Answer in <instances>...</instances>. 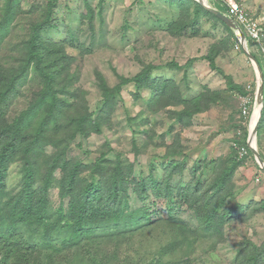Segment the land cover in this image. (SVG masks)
<instances>
[{"label": "rangeland", "instance_id": "374dc122", "mask_svg": "<svg viewBox=\"0 0 264 264\" xmlns=\"http://www.w3.org/2000/svg\"><path fill=\"white\" fill-rule=\"evenodd\" d=\"M51 2L53 0H0V20L7 16V24L0 30V92L10 88L4 85L6 71L13 77H23L11 89L9 99L0 103V129L24 117V138L34 147L35 156L32 157L37 170L32 190L46 189L45 211L54 214L61 206L68 208L73 197H65L67 191L81 193L92 180L105 183L106 176L112 174L121 161L133 168V172L122 173L129 182L128 196L111 195L108 204L133 209L146 205L151 220L140 223L138 228L129 227L128 232L107 225L100 227L97 234L103 240L100 248L105 251L101 255L107 259L113 256L109 264H253L251 261L258 252H262L264 261V171L256 160L250 158L232 179L235 198L219 211L235 205L240 208L231 212L222 234L214 233L213 228L205 227V222L198 219L199 195L196 198V193L186 186L191 180L195 185L198 181L204 184L212 180L213 166L206 163L228 158L232 153V140L239 137V130L235 129H240L239 123L244 120L239 115L240 110L238 112L239 95L236 98L231 94L223 74L245 89L256 88L257 74L253 63L239 49L238 42L231 43L228 51L216 57L217 69H213L207 57L215 55L213 46L229 38V32L213 17L204 15L199 18V32L195 33L194 27L181 33L173 31L172 26L179 21L176 0H58L54 7L53 28L51 22L44 21V13ZM238 2L264 25V0ZM89 9L94 14L93 19L88 17ZM39 22L45 25L39 42L44 44V40L53 37L54 44L59 45L56 55L66 56L62 61L67 65L64 66L66 73L55 82L58 104L55 114H51L54 111L51 100L42 101L45 96L42 76L33 65L26 64L27 43L33 38L32 26ZM257 58L264 69V56ZM169 63L183 69L168 68ZM150 64L162 66L160 72L164 79L179 84L184 96L197 97L207 91L205 88L220 94L217 105L195 115L191 123L184 122L176 128H172L173 121L167 117L166 109H161L154 117L131 84L124 85L121 96L116 94L114 105H105L99 75L116 91L123 80L134 78ZM143 95L148 98L147 92ZM87 111L95 116L102 111L105 119L101 121L99 133L94 131L92 123L83 131L78 130L73 121L69 123L70 119L85 115ZM253 114L248 122L249 127L251 122L252 131L256 125ZM130 117L151 121L150 136H137L136 141L138 126L130 124ZM46 118L51 121L47 124V139L30 142ZM242 127L241 132L244 131ZM73 132L75 137L66 146L63 143L55 146L50 141L54 136L62 141ZM63 148L66 157L59 155L58 150ZM172 150L183 154L180 161L188 160L184 182L181 176L174 174L168 183L169 196L156 197L151 188L143 193L139 188L143 181H150V176L162 184V192L166 189L163 171L166 166L163 165ZM21 151L22 156L28 151L25 144ZM262 155L264 158V149ZM55 158L58 166L53 164ZM98 160H103L102 171H92ZM76 163L79 164L78 172L68 182ZM52 165L57 169L48 183ZM21 167L23 163L19 161L10 166L5 181L0 182V194L6 195L4 199L0 196V204L5 210L9 207V199L17 200L25 190ZM63 167L70 169L64 171ZM170 215L173 220L167 221ZM182 224L184 227H180ZM114 236L120 237L119 246L110 241ZM28 243L38 242L31 238ZM37 251L44 262V256L54 255L40 243ZM71 257L75 263L80 258L81 264L88 262V254Z\"/></svg>", "mask_w": 264, "mask_h": 264}, {"label": "trees", "instance_id": "16d2710c", "mask_svg": "<svg viewBox=\"0 0 264 264\" xmlns=\"http://www.w3.org/2000/svg\"><path fill=\"white\" fill-rule=\"evenodd\" d=\"M57 1L58 0H53V2L48 4V9H46L44 13V21L46 23L51 22L52 28L54 27V7ZM176 1L179 7V21L172 26L171 29L173 31L181 33L190 27H194L196 30L195 33L199 32L198 23L201 22L199 18L204 15L206 17H213L229 32V38H223L213 46V52H216L215 55L207 57L211 67L217 69L216 57L219 56L222 51H228L233 43L238 42L233 31L216 15L208 12L194 0ZM88 11H90V9ZM6 17L0 20V30L7 24ZM88 17L93 19L94 14L92 10L89 12ZM44 26L45 25L40 24V22L38 24L34 23V26H32L34 27L32 29L33 38L27 43L26 64L27 66L33 65L34 70L42 76L45 84V96L42 97V101L51 100V109H54L51 114H55V108H58L55 82H57L59 78L62 79L61 75L66 73V68L64 66L67 67V65L62 63V61L66 59V56H64L65 58H60L56 55V47H59V45L54 44L52 41L53 37L52 39L50 38L51 40H44V44L39 42V34L41 35V32H43ZM239 49L244 53L240 44ZM254 57L256 56L254 55ZM170 66L174 69H183L181 66L174 63H169L168 68ZM162 68V66L150 64L134 78L123 80V83L116 91H113L107 84L105 78L99 75L100 89L104 95L105 105L107 106L108 104L110 107L114 105L113 99L118 93H120L118 95H122L124 85H134L136 88L135 93L137 94L139 92L141 95L139 99L152 110L154 117L159 115L161 109H166L167 117L173 121L172 128H176L184 122L191 123L195 115L205 112L208 108L213 107V105H217V98L220 94L211 92L207 88H205L207 91L204 94H200L197 97L192 98V96H184V92L180 89L179 84L174 80L164 79V76L160 72L163 71ZM223 76L227 82L228 88L232 92L231 94H245V89L235 84L232 77L225 74H223ZM3 78L6 81L4 85L10 86V88L7 92H0V103H4L9 99L11 89L14 88V85L18 83L19 80H23V77H20L21 79L18 78V76L13 77L9 74V71L5 72ZM63 80H65V77H63ZM145 92L148 93V98L144 97L143 94ZM223 96L224 94L222 93L221 99ZM102 111H104V109ZM102 111L96 116L94 113L87 111L85 115L82 113L76 119H70L69 123L73 121L80 131H83L89 123H92L94 125V131L99 133L101 121L105 119V117L102 116ZM239 114H241V112ZM24 122V117L19 118L13 124L11 123L7 125L6 128L0 129V182L5 181L10 166L17 164L18 161L23 163V167H21L20 170L23 172V179L25 180V190L22 191L17 200L14 198L9 199L7 202L9 206L7 210L3 209V205L0 204V264H81L80 261L82 258H80L77 263L72 259L71 255L75 254H83L86 256L88 254L87 264H109L113 256L107 259L105 256L101 255L105 251H102L100 248V244L103 240L97 234L100 227L107 225L128 232L129 227L137 226L138 228L140 223H147L151 220L149 216L150 210L146 205L133 209L131 206L127 208L121 206L116 208L117 206H110L108 204L111 195L120 193L128 196L129 182L126 181L127 178L123 177L122 173L124 174L123 171L133 172L132 166L123 164L120 161L117 163L114 172L106 176L107 180L105 183L92 180L87 186L83 187L81 193L71 194V190L67 191L65 197H69V195L73 197L68 208L61 206L54 214H51L45 211L46 189L43 188L41 190L39 188L37 191L32 190L33 184L37 180V170L32 157L35 156V152L33 151L34 147L29 142H26L24 138ZM129 122L132 126H138L135 130L136 141L137 136L138 138L143 134L150 136L149 132L152 127L151 121L145 122L144 117H130ZM45 123L41 125V129L35 134L33 141L30 140V142L47 139V124L51 123L50 118H46ZM239 127L240 129L242 127L240 123ZM242 129H244V131H242L241 138L234 139L233 142L240 146H247V129L244 127H242ZM171 133H173V130H171ZM67 135L68 137L64 138L62 141H58L56 136L50 141L55 143V146H59L58 143H63V145L66 146V143L68 144V141L75 137V132H73L72 135ZM263 135L264 111L263 118L258 128L260 149L264 137ZM24 144L25 147L28 148V151L22 156V151L20 152V150H22ZM58 151L59 155L66 157L64 148ZM235 152L236 151L233 150L228 158L224 157V159L220 158L206 163V165L213 166L212 180L204 184L198 181L197 185L191 180V182L186 185L192 193H196V198L199 195L197 198L199 199V206L197 205L196 208L198 219L205 222V227L213 228L214 233L222 234L223 228L232 216L230 215L231 212L240 208L238 205H235L232 209H224L223 212L219 211L229 203L230 200L235 198L234 190L232 191V179L243 163V161L238 160L237 153ZM249 152L250 155L253 156L252 152ZM260 153L263 158L262 152ZM182 155L183 154L180 152L172 150L165 159L166 162L163 166H166V168L163 167V171L166 176L165 180L167 181V185L174 174H178L177 176L182 177L181 182H184L183 179L187 177L185 172L188 170V160L183 158L180 161ZM54 160L53 164L58 166V159L55 158ZM101 161L103 160H98L93 164L92 171H102ZM55 165H52L51 170L48 172V175L50 174L48 176V183H50L52 179L51 174L57 169ZM75 165L77 167L72 169L73 175L71 173V175L68 176L70 178L68 182L74 179L76 172H78L79 164L76 163ZM66 169L69 171L68 169L70 168L68 167ZM66 169L63 167L64 171ZM150 177V181H143L139 190L145 193L147 188H151L152 191H155L156 197H161L162 195L169 196L171 191L169 185L166 186V189L162 192V184L157 181V178L154 176ZM194 179H196V177ZM0 196H2L1 199L6 197V195L2 194H0ZM127 203L129 204V201H127ZM171 217L170 215L167 221L173 220ZM170 223L172 224V222ZM180 227H184V224L180 225ZM27 238H33L38 243L52 250L55 256H44V262L40 252L37 251L38 243L30 245ZM119 238L118 236H114L111 237L110 241H113L112 244L119 246L121 243ZM55 243H58L57 247H55ZM254 249L258 250L256 247H254ZM76 250L79 251L76 252ZM69 254L70 256H68ZM254 255V259L251 261L253 264H264L262 252L255 253Z\"/></svg>", "mask_w": 264, "mask_h": 264}, {"label": "clouds", "instance_id": "9594fccd", "mask_svg": "<svg viewBox=\"0 0 264 264\" xmlns=\"http://www.w3.org/2000/svg\"><path fill=\"white\" fill-rule=\"evenodd\" d=\"M195 2H197V3H199V0H194ZM237 3H238V5L240 6V8L246 13V14H248L245 10H244V8L241 6V4H240V2H238V0H235ZM203 2L206 4V5H208L209 7H211V8H213V9H215V10H217L218 12H220V13H222L223 15H225L227 18H229L230 20H232L235 24H236V26L238 27L237 29H232V28H230L229 26H227L228 28H230L232 31H233V33H234V35H235V38L238 40V44H240L241 45V47H242V49H243V52H244V54L247 56V54L245 53V51H244V48H243V45H242V34H244L245 35V38H246V45H247V48H248V50H249V53H251V55L254 57V55L257 57H263L264 56V43H263V45L262 46H257V45H255V43L250 39V37L248 36V34L246 33V31H245V29L239 24V23H237L236 22V20L235 19H233V18H230L229 16H228V7L226 6V5H220V4H216V3H214V2H212L211 0H203ZM201 6H203L201 3H199ZM204 7V6H203ZM222 7H226L227 9L226 10H224V9H222ZM205 8V7H204ZM206 9V8H205ZM207 10V9H206ZM208 11V10H207ZM208 12H210V11H208ZM210 13H212V12H210ZM212 14H214V13H212ZM214 15H216V14H214ZM217 16V15H216ZM248 16L249 17H251V18H253V19H257V18H254L253 16H250L249 14H248ZM218 17V16H217ZM219 18V17H218ZM220 20H221V18H219ZM259 20V19H258ZM260 21V20H259ZM225 23V22H224ZM262 23V22H261ZM226 24V23H225ZM227 25V24H226ZM262 26H263V28H264V25H263V23H262ZM251 43H252V45H251ZM237 46V45H236ZM239 46V45H238ZM254 54V55H253ZM248 57V56H247ZM256 57H254L255 58V60L259 63V65H260V67H261V69H262V71H263V74H264V69H263V67H262V65L260 64V62L258 61V58H256ZM248 59L250 60V58L248 57ZM251 61V60H250ZM252 62V61H251ZM253 63V62H252ZM253 66H254V64H253ZM254 69H255V66H254ZM255 72H256V74H257V84H256V88L255 87H247L246 89H245V94L244 95H241V94H238V93H236L235 94V97L237 98V96L236 95H239V100H238V102H239V110H240V112H241V114H239L240 116H242V118L245 120H243L242 122H241V125H243L244 126V128L246 127V129H247V133H248V137H247V146H240V145H237L235 142H233V140L234 139H240L241 138V134H242V132H241V129H238L239 130V137H236V138H234L233 140H232V145H231V148H232V152H233V150L234 151H236L235 153H237V158H238V160L239 161H243V163H242V165L243 164H245V162H247L250 158L251 159H254V160H256V162H257V164L259 165V167H260V169H262L263 171H264V169L261 167V165H260V163L258 162V160H257V158H256V155L254 154V152L251 150V148H250V144L252 145V147L253 148H255L258 152H259V154H260V156H261V153L260 152H262V143H261V149H260V145H259V142H258V128H259V125H260V122H261V120H262V118H263V111H264V93H263V104H259L258 103V92H259V86H260V79H259V73H258V71L255 69ZM238 85V84H237ZM240 86V85H239ZM258 107H259V117H258V121H257V124H256V126H255V128L253 129V131L255 130V129H257V133H256V135L254 136V140L251 142V141H249V138H250V135L251 134H253V131H252V129H251V122H250V127H249V124H248V122H249V117H251V114H252V112H254L255 113V111L258 109ZM246 110L247 111V114H243V110ZM253 116H254V114H253ZM253 116H252V118H253ZM246 120H248V121H246ZM251 121H252V119H251ZM249 151H251L252 152V155L253 156H251L250 155V152ZM232 154V153H231ZM254 157V158H253ZM261 158H262V156H261ZM262 160L264 161V158H262ZM242 167V166H241Z\"/></svg>", "mask_w": 264, "mask_h": 264}, {"label": "built area", "instance_id": "2783aa9c", "mask_svg": "<svg viewBox=\"0 0 264 264\" xmlns=\"http://www.w3.org/2000/svg\"><path fill=\"white\" fill-rule=\"evenodd\" d=\"M212 2L228 7V16L236 20L246 31L250 39L257 46H262L264 43V28L258 19H253L248 16L238 5L235 0H211ZM243 114H247L244 109Z\"/></svg>", "mask_w": 264, "mask_h": 264}, {"label": "water", "instance_id": "95a60500", "mask_svg": "<svg viewBox=\"0 0 264 264\" xmlns=\"http://www.w3.org/2000/svg\"><path fill=\"white\" fill-rule=\"evenodd\" d=\"M199 3H201L208 11L216 14L219 18H221V20L223 22H225L227 24V26H229L232 29H237L238 27L236 26V24L230 20L229 18H227L225 15H223L222 13L218 12L217 10L209 7L208 5H206L203 0H199ZM242 45L244 48L245 53L247 54V56L250 58V60L253 62L255 69L258 71L259 73V79H260V86H259V92H258V103L259 104H263V93H264V74L263 71L259 65V63L255 60V58L251 55V53H249V50L247 48L246 45V38L245 35L242 34ZM257 133V129H255L253 131V134L250 135L249 141H253L254 140V136ZM250 148L251 150L254 152V154L256 155V158L258 160V162L260 163L261 167L264 169V161L262 160L259 152L252 147V145L250 144Z\"/></svg>", "mask_w": 264, "mask_h": 264}, {"label": "bare ground", "instance_id": "6f19581e", "mask_svg": "<svg viewBox=\"0 0 264 264\" xmlns=\"http://www.w3.org/2000/svg\"><path fill=\"white\" fill-rule=\"evenodd\" d=\"M258 117H259V107L258 109L255 111L254 113V117H253V121H254V124L256 123L257 124V121H258ZM253 123V122H252ZM256 126V125H255ZM252 128V127H251ZM255 128V127H254Z\"/></svg>", "mask_w": 264, "mask_h": 264}, {"label": "crops", "instance_id": "0c3cea01", "mask_svg": "<svg viewBox=\"0 0 264 264\" xmlns=\"http://www.w3.org/2000/svg\"><path fill=\"white\" fill-rule=\"evenodd\" d=\"M264 136V135H263ZM263 139H264V137H263ZM262 139V151H263V149H264V140Z\"/></svg>", "mask_w": 264, "mask_h": 264}]
</instances>
